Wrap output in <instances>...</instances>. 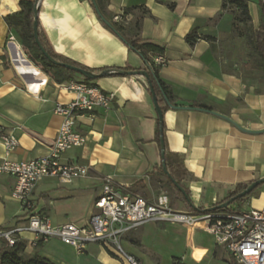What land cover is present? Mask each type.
Segmentation results:
<instances>
[{
  "label": "crops",
  "instance_id": "crops-1",
  "mask_svg": "<svg viewBox=\"0 0 264 264\" xmlns=\"http://www.w3.org/2000/svg\"><path fill=\"white\" fill-rule=\"evenodd\" d=\"M20 1L0 0V128L18 139L9 159L30 161L49 154L62 122L54 108L69 103L73 94L60 89L67 82L56 83L4 21L19 11ZM222 2L103 0L102 13L98 11L107 22L118 16L116 23L126 38L164 48L161 56L166 63L157 75L173 96L170 104L183 105L165 108V102L159 103L164 109V137L168 151L182 156L192 177L185 184L190 202L202 210L224 201L238 185L248 186L264 177L263 60L246 38L234 34ZM248 11L256 29L261 19L259 0H248ZM38 19L60 57L91 70L146 69L144 60L103 23L91 0H41ZM192 32L198 39L191 46L185 38ZM93 84L114 95L111 107L76 117L74 129L86 136V143L60 159L62 164L87 167L89 175L70 184L44 178L29 198L31 210L11 198L14 179L0 176V228L21 225L31 215H43L54 226L84 227L95 212L105 177L117 189L148 202L166 194L172 210L190 212L158 170V120L146 80L110 76ZM257 188L256 195L245 202L249 208L243 210L264 208V185ZM24 237L25 242L32 238ZM25 245L26 259L36 253L55 264H129L113 249L97 244L88 245L82 253L54 239L35 248ZM121 245L137 264H161L164 259L171 264H204L221 251L226 253L199 228L160 222L127 232Z\"/></svg>",
  "mask_w": 264,
  "mask_h": 264
},
{
  "label": "built area",
  "instance_id": "built-area-1",
  "mask_svg": "<svg viewBox=\"0 0 264 264\" xmlns=\"http://www.w3.org/2000/svg\"><path fill=\"white\" fill-rule=\"evenodd\" d=\"M113 22H119V17H114ZM165 63L162 56L153 59L156 68ZM60 89L72 93L73 99L67 104H56L54 108V113L62 118V122L46 157L30 161L10 160L9 156L18 147V139L0 128V144L4 149V156L0 157V176L14 179L11 198L26 210H31L29 198L44 178L54 177L64 184H70L89 175L87 167L62 164L60 159L65 152L82 148L86 143V136L74 129L76 117L107 110L114 100L113 94L82 81H69ZM94 209L84 227L73 224L54 226L43 215H31L21 225L0 229V243L5 242L12 247L23 242L35 248L54 239L77 253H82L88 245L97 244L108 250L113 249L127 263L137 264L123 251V236L147 223L160 222L203 230L237 264H264V208L239 212L212 211L198 215L178 212L170 208L166 194L148 202L127 190L117 189L112 179L105 177ZM197 223H203V227H196ZM26 234L32 238L25 242Z\"/></svg>",
  "mask_w": 264,
  "mask_h": 264
},
{
  "label": "trees",
  "instance_id": "trees-1",
  "mask_svg": "<svg viewBox=\"0 0 264 264\" xmlns=\"http://www.w3.org/2000/svg\"><path fill=\"white\" fill-rule=\"evenodd\" d=\"M91 1H92L93 7L97 9L100 13H102L103 0H91ZM35 3H36V0L20 1L19 11L16 13L10 14L4 18V21L6 22L8 27L13 28L17 31V35H18V38L20 39V43L27 50L29 56L36 63H38L46 72H49L53 76L56 83L63 84L64 82L71 81L77 78L76 76H79L81 78L79 79L80 81L85 82L87 84L94 85L93 82H95V80L84 79L83 77H81L75 72L51 65L45 59L42 53L39 51L33 39V22L35 20V15H34ZM227 3L234 5L240 11V13L236 17H234L232 21V30L234 34H236L238 37H244L248 40V43L250 44L255 54H257L261 58V60H263V66H264V8H263L262 0H259L261 19L256 29H254L251 24V17L248 11V0H223L222 11L225 10ZM108 21L110 25L113 27V29L115 30L116 34L115 33L114 34L122 40V42L127 46L129 51L137 53L144 60L146 69L133 70L129 67H125L123 69H107V70L114 71V72H117V71H145L148 75L149 81L152 84V87L156 94L158 104L160 102H165L167 104L165 105V108H167V106H169L168 103L173 101V96L164 86L162 81L159 79L157 75V71L159 68L154 67L153 59L152 60L150 59V56H155V57L161 56L164 52V48L154 43L142 41L141 39L126 38L123 34L122 28L116 22H113L112 20H108ZM36 22H37L38 40L40 42V45L42 46L44 51L56 62L67 64V65L77 67V68H80L86 71H90L94 74H98L102 71H106L104 69L91 70L77 63H74L66 58L58 56L56 53H54V51L52 50V48L50 47L46 39L41 29L38 16L36 18ZM197 39L198 37L195 35L194 32L188 34L185 38L186 42L191 46L194 45ZM113 76H117V75H113ZM145 86L147 90L149 91L147 80H146ZM172 106L174 108L179 107V106L183 107V105L181 104H174ZM193 106L197 108L205 109V110H211L210 107H207L204 105L194 104ZM161 110L163 113L164 109L161 108ZM162 131H163V141H164V146H165L164 160H165L167 171L170 177L182 189H184L185 194L189 198V193H188V190L185 184L191 181L192 177L185 168L184 160L182 156L168 151L165 137H164L163 122H162ZM155 141L159 146V125H157V128H156ZM158 170L161 174H164L162 171L161 164L158 167ZM167 183L169 187L175 192V194L179 196L181 199H183V196L180 194L179 191L176 190L174 185L168 179H167ZM246 187L247 185H238L235 188V190L224 201H221L217 205H220L221 203L234 197L235 195H237L238 193L246 189ZM249 195L235 200L230 206H228L225 209H221V210L216 209L214 212H221V211L239 212V209L237 208L238 205L243 204L248 199ZM234 205L235 207H233ZM190 212L198 215V214L206 213L208 211L198 208L195 212L191 211L190 209ZM0 229H3V228H0ZM25 248H26V245L23 242L17 243L16 245L12 247H9L5 242H1L0 243V264H55L51 260L44 258L36 253L32 254L29 258L26 259L24 257ZM228 263L237 264L231 258H229Z\"/></svg>",
  "mask_w": 264,
  "mask_h": 264
},
{
  "label": "water",
  "instance_id": "water-1",
  "mask_svg": "<svg viewBox=\"0 0 264 264\" xmlns=\"http://www.w3.org/2000/svg\"><path fill=\"white\" fill-rule=\"evenodd\" d=\"M41 0H36L35 3V8H34V15H35V20L33 22V39L34 42L36 44V46L38 47L39 51L42 53V55L45 57V59L54 66L57 67H61L64 68L66 70L72 71L77 73L78 75H80L81 77H83L84 79L87 80H98L104 77H110L113 75H117V76H140L143 77L145 80L148 81V88H149V92L151 95V99H152V103H153V107L155 109L156 115H157V120H158V125H159V150H160V159H161V167H162V171L164 173V175L166 176V178L174 185V187L176 188L177 191L180 192V194L183 196L184 200L186 201L187 205L194 211L197 210V208L190 202V199L187 197V195L185 194L184 189H182L169 175L166 165H165V160H164V155H165V146H164V141H163V131H162V122H163V114H162V110L158 104L157 101V97L156 94L154 92V89L152 87V84L149 81L148 75L145 71H110V70H106V71H102L98 74H94L90 71H86L77 67H73L67 64H63V63H59L56 62L54 59H52L42 48V46L40 45V42L38 40V31H37V22H36V18L38 16V11H39V6H40ZM97 14L99 15L100 19L103 21V23L111 30L113 31V33H115V30L113 29V27L110 25L109 22H107L98 12V10L96 9ZM116 34V33H115ZM168 105L170 107H173L170 103H168ZM174 108V107H173ZM264 183V177L260 178L254 182H252L250 185H248L246 187V189H244L243 191H241L240 193H238L237 195H235L234 197L230 198L229 200L221 203L220 205L214 206L210 209H208V212H212L215 211L216 209H225L228 206H230L235 200L243 198L245 196H248L253 190H255L258 186H260L261 184Z\"/></svg>",
  "mask_w": 264,
  "mask_h": 264
},
{
  "label": "rangeland",
  "instance_id": "rangeland-1",
  "mask_svg": "<svg viewBox=\"0 0 264 264\" xmlns=\"http://www.w3.org/2000/svg\"><path fill=\"white\" fill-rule=\"evenodd\" d=\"M224 12H225L227 15H229V17L231 18V24H232V21H233L234 17H236V16L240 13V11H239L234 5H232V4H230V3H227ZM76 77H77L78 79H81L79 76H76ZM263 185H264V183L261 184L260 186L262 187ZM258 189H259V188L255 189V190L249 195V197H250V196L252 197V196L256 195V193L258 192ZM249 197H248V198H249ZM245 202H246V201H245ZM245 202H244L243 204L238 205V207L236 206V207L239 209V211H243V209H248V208H249L248 205L245 204ZM233 207H235V205H234ZM121 247H123V246L121 245ZM114 249H115V248H114ZM122 249H123V248H122ZM123 251H124V250H123ZM228 262H229V256H228L225 252L221 251V253L219 254L218 257H216L215 259H211V260L205 262L204 264H229ZM188 263H189V262H188ZM161 264H171V263H170L169 260L164 259V260H162V263H161ZM189 264H190V263H189ZM191 264H194V262L191 263Z\"/></svg>",
  "mask_w": 264,
  "mask_h": 264
},
{
  "label": "bare ground",
  "instance_id": "bare-ground-1",
  "mask_svg": "<svg viewBox=\"0 0 264 264\" xmlns=\"http://www.w3.org/2000/svg\"><path fill=\"white\" fill-rule=\"evenodd\" d=\"M17 49V48H16ZM20 63V62H19ZM196 227H203V223H197L196 225H195Z\"/></svg>",
  "mask_w": 264,
  "mask_h": 264
}]
</instances>
